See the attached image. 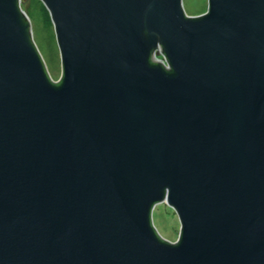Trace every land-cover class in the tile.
<instances>
[{
    "label": "water",
    "instance_id": "1",
    "mask_svg": "<svg viewBox=\"0 0 264 264\" xmlns=\"http://www.w3.org/2000/svg\"><path fill=\"white\" fill-rule=\"evenodd\" d=\"M41 1L57 80L0 0V264H264V0Z\"/></svg>",
    "mask_w": 264,
    "mask_h": 264
},
{
    "label": "rangeland",
    "instance_id": "2",
    "mask_svg": "<svg viewBox=\"0 0 264 264\" xmlns=\"http://www.w3.org/2000/svg\"><path fill=\"white\" fill-rule=\"evenodd\" d=\"M182 8L186 15L195 16L207 10L206 0H181ZM21 9L29 16L31 35L36 47L43 57L45 68L52 80H57L62 68H60V55L57 42L54 38V28L49 20V14L44 10L41 0H23ZM154 207L151 210L152 225L162 238L174 241L179 232L178 216L167 203Z\"/></svg>",
    "mask_w": 264,
    "mask_h": 264
},
{
    "label": "built area",
    "instance_id": "3",
    "mask_svg": "<svg viewBox=\"0 0 264 264\" xmlns=\"http://www.w3.org/2000/svg\"><path fill=\"white\" fill-rule=\"evenodd\" d=\"M155 60L157 59V60H159V62H161L163 65H165V66H168L166 63H165V61H164V59L162 58V56L161 55H154V57H153Z\"/></svg>",
    "mask_w": 264,
    "mask_h": 264
},
{
    "label": "trees",
    "instance_id": "4",
    "mask_svg": "<svg viewBox=\"0 0 264 264\" xmlns=\"http://www.w3.org/2000/svg\"><path fill=\"white\" fill-rule=\"evenodd\" d=\"M44 10H45V8H44Z\"/></svg>",
    "mask_w": 264,
    "mask_h": 264
}]
</instances>
